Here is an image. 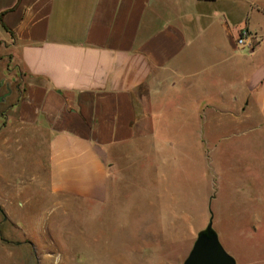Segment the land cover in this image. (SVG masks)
Masks as SVG:
<instances>
[{"label":"crops","instance_id":"obj_1","mask_svg":"<svg viewBox=\"0 0 264 264\" xmlns=\"http://www.w3.org/2000/svg\"><path fill=\"white\" fill-rule=\"evenodd\" d=\"M224 1L0 0V60L23 81L8 122L32 132L26 144L48 173L37 185L56 208L60 195L108 206L123 155L143 158L147 124L163 166L175 125L211 113L264 135V0H245L241 20ZM245 26L251 50L236 41Z\"/></svg>","mask_w":264,"mask_h":264},{"label":"rangeland","instance_id":"obj_2","mask_svg":"<svg viewBox=\"0 0 264 264\" xmlns=\"http://www.w3.org/2000/svg\"><path fill=\"white\" fill-rule=\"evenodd\" d=\"M244 1L224 3L241 20ZM7 62L0 60V264H182L212 213L237 264H264V135L233 121L222 126L211 113L208 124L175 125L163 166L167 157L147 124L142 162L121 159L127 172L117 201L90 205L60 195L58 209L37 185L48 173L26 144L32 132L8 122L23 81Z\"/></svg>","mask_w":264,"mask_h":264},{"label":"water","instance_id":"obj_3","mask_svg":"<svg viewBox=\"0 0 264 264\" xmlns=\"http://www.w3.org/2000/svg\"><path fill=\"white\" fill-rule=\"evenodd\" d=\"M6 219V216H5ZM182 264H237L220 241L213 225V213L206 228L198 232L197 238Z\"/></svg>","mask_w":264,"mask_h":264},{"label":"built area","instance_id":"obj_4","mask_svg":"<svg viewBox=\"0 0 264 264\" xmlns=\"http://www.w3.org/2000/svg\"><path fill=\"white\" fill-rule=\"evenodd\" d=\"M255 37L256 34L245 26L241 28L236 41L240 47L251 50L254 48Z\"/></svg>","mask_w":264,"mask_h":264}]
</instances>
